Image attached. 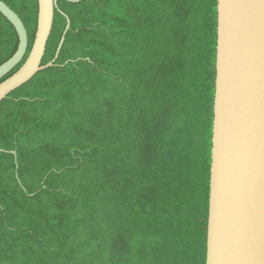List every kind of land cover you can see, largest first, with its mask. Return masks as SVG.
I'll return each mask as SVG.
<instances>
[{
    "label": "trees",
    "instance_id": "obj_1",
    "mask_svg": "<svg viewBox=\"0 0 264 264\" xmlns=\"http://www.w3.org/2000/svg\"><path fill=\"white\" fill-rule=\"evenodd\" d=\"M0 1L6 79L38 3ZM57 4L55 65L0 103V264H205L216 0Z\"/></svg>",
    "mask_w": 264,
    "mask_h": 264
},
{
    "label": "water",
    "instance_id": "obj_2",
    "mask_svg": "<svg viewBox=\"0 0 264 264\" xmlns=\"http://www.w3.org/2000/svg\"><path fill=\"white\" fill-rule=\"evenodd\" d=\"M37 3L31 50L20 68L4 79L24 58L28 38L19 17L0 1V14L18 38L16 52L0 65V81L4 79L0 103L38 72L55 65L70 28L57 0ZM55 10L64 16L66 26L53 59L41 65ZM7 153L16 164L15 152ZM205 264H264V0H216Z\"/></svg>",
    "mask_w": 264,
    "mask_h": 264
}]
</instances>
